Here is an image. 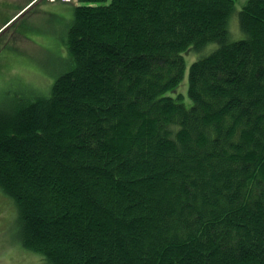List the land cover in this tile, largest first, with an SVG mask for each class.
Masks as SVG:
<instances>
[{
    "label": "trees",
    "instance_id": "16d2710c",
    "mask_svg": "<svg viewBox=\"0 0 264 264\" xmlns=\"http://www.w3.org/2000/svg\"><path fill=\"white\" fill-rule=\"evenodd\" d=\"M79 1L72 68L0 111L24 246L46 264H264V0ZM208 45L191 102L168 94Z\"/></svg>",
    "mask_w": 264,
    "mask_h": 264
},
{
    "label": "rangeland",
    "instance_id": "374dc122",
    "mask_svg": "<svg viewBox=\"0 0 264 264\" xmlns=\"http://www.w3.org/2000/svg\"><path fill=\"white\" fill-rule=\"evenodd\" d=\"M44 5L47 0H39ZM53 4V3H50ZM67 4L59 16L48 12L40 13L38 6L33 7L34 18L44 17V26L50 27V32L44 33V44L36 45L29 40L19 38L17 44L9 45L8 51H27V59L14 62L12 56L6 61L0 62V75L5 74L0 85V111L9 113L15 102L25 101L28 98H36L46 94L54 81L64 72L70 70L73 61L67 47V37L71 26L74 7ZM242 1L238 2V8ZM57 6L47 8L52 10ZM44 10V8H43ZM235 26L236 23L232 21ZM50 34V36H49ZM36 35V34H35ZM42 37V35H40ZM211 45L204 49H192L184 53L185 74L182 82L175 92L168 94L176 95L178 92L184 94L186 102L190 103L189 97V72L190 67L198 58L207 55L211 51ZM15 55V54H13ZM7 67V68H5ZM5 68V69H3ZM0 264H46L41 255L27 249L21 238V225L18 207L15 201L0 188Z\"/></svg>",
    "mask_w": 264,
    "mask_h": 264
},
{
    "label": "crops",
    "instance_id": "0c3cea01",
    "mask_svg": "<svg viewBox=\"0 0 264 264\" xmlns=\"http://www.w3.org/2000/svg\"><path fill=\"white\" fill-rule=\"evenodd\" d=\"M32 1L0 0V45H4V48L0 50V61H6L10 56L13 57L14 62L27 59V51L22 50L12 53L7 49L9 45L17 44L15 40L19 38L27 39L30 43L34 42L36 45L44 44V33L46 31L50 32V27L44 26V17L42 15H40L42 20L34 18L32 7L27 10V6ZM36 4L40 13L48 12L56 16H59L67 6L66 3L60 2L46 3L45 5L44 2L43 4L37 2ZM54 6L57 7L47 10V8Z\"/></svg>",
    "mask_w": 264,
    "mask_h": 264
}]
</instances>
